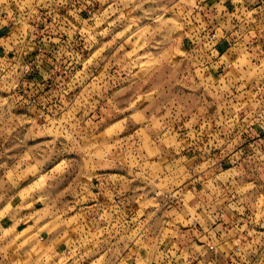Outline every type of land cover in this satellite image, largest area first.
Returning <instances> with one entry per match:
<instances>
[{"label":"clouds","instance_id":"obj_1","mask_svg":"<svg viewBox=\"0 0 264 264\" xmlns=\"http://www.w3.org/2000/svg\"><path fill=\"white\" fill-rule=\"evenodd\" d=\"M0 264H264V0H0Z\"/></svg>","mask_w":264,"mask_h":264},{"label":"rangeland","instance_id":"obj_2","mask_svg":"<svg viewBox=\"0 0 264 264\" xmlns=\"http://www.w3.org/2000/svg\"><path fill=\"white\" fill-rule=\"evenodd\" d=\"M18 202H19V201H17V203H18ZM40 208H41V205L37 204V205H36V209L39 210ZM23 228H24V225H21V226H20V230H23Z\"/></svg>","mask_w":264,"mask_h":264}]
</instances>
